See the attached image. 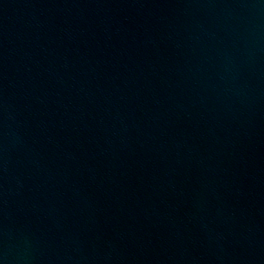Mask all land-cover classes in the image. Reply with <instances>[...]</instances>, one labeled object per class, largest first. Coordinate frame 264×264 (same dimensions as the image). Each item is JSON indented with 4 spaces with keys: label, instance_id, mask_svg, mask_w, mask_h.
<instances>
[{
    "label": "water",
    "instance_id": "95a60500",
    "mask_svg": "<svg viewBox=\"0 0 264 264\" xmlns=\"http://www.w3.org/2000/svg\"><path fill=\"white\" fill-rule=\"evenodd\" d=\"M0 264H264V0H0Z\"/></svg>",
    "mask_w": 264,
    "mask_h": 264
}]
</instances>
